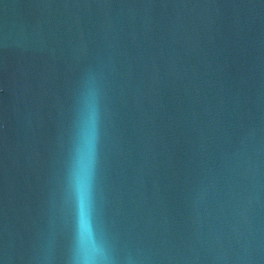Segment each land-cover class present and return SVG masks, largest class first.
Segmentation results:
<instances>
[{
	"label": "water",
	"instance_id": "1",
	"mask_svg": "<svg viewBox=\"0 0 264 264\" xmlns=\"http://www.w3.org/2000/svg\"><path fill=\"white\" fill-rule=\"evenodd\" d=\"M0 264H264V0H0Z\"/></svg>",
	"mask_w": 264,
	"mask_h": 264
},
{
	"label": "clouds",
	"instance_id": "2",
	"mask_svg": "<svg viewBox=\"0 0 264 264\" xmlns=\"http://www.w3.org/2000/svg\"><path fill=\"white\" fill-rule=\"evenodd\" d=\"M80 228H81L82 236L87 238V236L89 234V223H88L87 215H86L85 211L83 210V207L81 210Z\"/></svg>",
	"mask_w": 264,
	"mask_h": 264
}]
</instances>
